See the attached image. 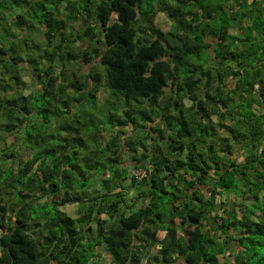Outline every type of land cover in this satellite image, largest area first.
<instances>
[{
    "label": "trees",
    "instance_id": "1",
    "mask_svg": "<svg viewBox=\"0 0 264 264\" xmlns=\"http://www.w3.org/2000/svg\"><path fill=\"white\" fill-rule=\"evenodd\" d=\"M263 106L264 0H0V264H264Z\"/></svg>",
    "mask_w": 264,
    "mask_h": 264
},
{
    "label": "rangeland",
    "instance_id": "2",
    "mask_svg": "<svg viewBox=\"0 0 264 264\" xmlns=\"http://www.w3.org/2000/svg\"><path fill=\"white\" fill-rule=\"evenodd\" d=\"M155 26L158 29H160L162 32H168L172 28L170 20L168 19L166 14L163 13V12H157L156 13ZM80 63L82 64L83 69H84L85 72H88L89 70L93 69V70H96V71L100 72L102 74V77H104V73H103L102 67H101V65L98 64L99 63V58H96L93 61L92 64H86L83 59H80ZM23 80H24V82L26 84V86H25V94L26 95H28L31 92L32 89H35L38 92L42 91V86L38 82H35L34 80H32V77L30 76L29 73L26 74V76L23 78ZM232 85H233V83H232ZM97 98H98V102L97 103H98L99 106H101L103 103H106V99L110 98V94L105 88H103L101 90V92L98 94ZM89 107L91 108L93 106L89 105ZM106 111L105 112L103 111L102 113L98 112L96 114H93V111H91L92 112L91 113L92 117L90 116V114L88 112H86V114H82L80 116V118H81V120H84V119H86L87 121L92 120L91 122L94 121V123L98 122V120L99 121H102V120L104 121V120H106ZM261 111L264 112V106L261 108ZM108 112L109 111H107V118H109V113ZM213 119H214V121L216 120L215 118H213ZM99 136H100L102 145L104 146L111 139V137L115 136V134H108V133L104 132V133H101ZM22 141L23 140H22L21 136H19V139L17 141H15V139L13 137H11V138L8 139L6 145H3V147L9 146V147L12 148V145L18 146L19 145L18 143H22ZM142 150L143 149L138 147L133 152L134 153L135 152L136 153L137 152L142 153L143 152ZM151 150L153 151V149H151ZM22 157L24 158L23 160H25L27 158V157H25V155L22 156ZM126 158H127V155L126 154L123 155V160H125ZM233 158L237 159V161H239V162H242L244 160V157L243 156H239L238 153ZM2 163H3V160H1V164H0L1 166L0 167H1L2 170H5V171L9 168V166L13 165V164L2 165ZM14 167H16V166H14ZM134 172L135 173H140L142 171L141 170H135ZM142 173H144V172H142ZM129 182L130 181L128 180L127 183H129ZM72 197H74V195H72ZM34 209H35L34 207L31 208V216L32 217H36L37 213L39 214V213H42L44 211V209L42 208L41 210H39V212H34ZM63 210L68 215H71L74 218L78 217V215H77V206L75 204L66 205L63 208ZM161 237H163V234H161ZM103 259H104V262H106V263L109 262V260H110L109 256H107L106 254H103Z\"/></svg>",
    "mask_w": 264,
    "mask_h": 264
},
{
    "label": "built area",
    "instance_id": "3",
    "mask_svg": "<svg viewBox=\"0 0 264 264\" xmlns=\"http://www.w3.org/2000/svg\"><path fill=\"white\" fill-rule=\"evenodd\" d=\"M133 174H134L135 176H137V177H144V176H145V173H142V172H140V173H135V172L133 171Z\"/></svg>",
    "mask_w": 264,
    "mask_h": 264
},
{
    "label": "crops",
    "instance_id": "4",
    "mask_svg": "<svg viewBox=\"0 0 264 264\" xmlns=\"http://www.w3.org/2000/svg\"><path fill=\"white\" fill-rule=\"evenodd\" d=\"M67 205H69V204H67ZM163 234V233H162ZM222 261V260H221Z\"/></svg>",
    "mask_w": 264,
    "mask_h": 264
}]
</instances>
